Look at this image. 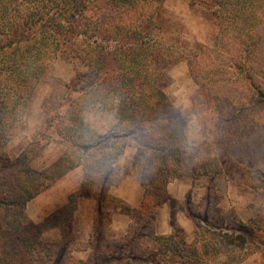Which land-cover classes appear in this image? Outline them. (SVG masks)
I'll return each mask as SVG.
<instances>
[{
	"label": "trees",
	"instance_id": "trees-1",
	"mask_svg": "<svg viewBox=\"0 0 264 264\" xmlns=\"http://www.w3.org/2000/svg\"><path fill=\"white\" fill-rule=\"evenodd\" d=\"M161 2L0 0V264H62L56 248L51 249L40 240L41 225L36 227L35 241L21 239L10 246L15 234L29 223L27 204L69 171L83 166L82 186L93 188L97 184L94 195L104 207L115 199L107 185L117 159L128 146L138 150L144 196L138 209L120 198L115 200L122 205L114 208H122L131 218L129 232L135 234L132 241L150 237L157 248L139 249L138 256L126 255L121 258L126 264H241L256 253L264 256V201L246 223L235 212L225 213L218 207H212L213 213L203 217L190 201L189 215L195 225L191 244L182 231L172 235L154 232L156 209L172 200L167 185L180 178L183 153L188 147L183 116L164 91L161 80L182 58L190 61L191 73L199 80L200 72L194 63L207 53L208 59L199 66L208 70L212 85H202V90L209 93L210 106L220 109L211 110L210 118L222 119L225 109L216 100L222 102L226 92L231 96L233 115L242 111L238 104L245 93L234 87L238 83L250 93V104L243 107L247 109L249 127L262 129L264 0H206L220 20L219 35L213 48L191 55L180 41L169 42L165 38ZM56 58L86 61L88 70L98 80L77 100L84 104V98L89 97L93 103L115 106L117 123L111 135L102 136L71 109L75 101H70L69 114L59 118L62 122L58 130L70 137V150L51 167L37 171L30 168L26 153L13 160L6 146L22 121L37 84ZM234 91L241 95L234 97ZM211 122L210 135L221 133V124ZM216 139L212 137L218 152L222 148L216 145ZM257 170L264 175V170ZM70 237L65 236L69 243ZM128 244L131 246L132 242ZM63 247L67 248L66 244Z\"/></svg>",
	"mask_w": 264,
	"mask_h": 264
},
{
	"label": "rangeland",
	"instance_id": "rangeland-1",
	"mask_svg": "<svg viewBox=\"0 0 264 264\" xmlns=\"http://www.w3.org/2000/svg\"><path fill=\"white\" fill-rule=\"evenodd\" d=\"M161 4L167 41H180L188 55L215 46L220 20L206 0H162ZM206 59L207 53L194 63L200 72L199 82L191 73L190 61L184 58L173 65L161 80L164 91L183 116L188 140V147L183 153L181 176L175 181L191 185L186 188L183 199L165 203L166 213L162 212L163 219L156 222L154 232L172 235L182 231L190 244L195 239V225L188 210L190 201L203 217L213 213L212 207H218L225 213L235 212L245 223L255 216L257 208L264 201V184H259L260 181L264 183V175L257 170H264V127L257 130L249 127L247 109L243 107L250 104V93L241 89L238 83L234 87L245 93L238 104L242 111L233 115L229 103L231 96L226 92L222 102L216 100L225 109L221 114L222 119L216 121L214 116L210 118L211 110L220 109L217 105L210 106L209 93L202 90L204 86L212 85L208 70L199 66ZM97 80L98 77L90 73L83 59H54L44 78L37 84L25 115L6 146L9 157L17 160L26 153L30 168L37 171L46 170L60 161L70 150L71 142L68 141L71 139L58 131L62 122L59 118L69 114L72 100L75 103L71 109L79 112L93 131L102 136L111 135L117 123L116 107L93 103L89 97L84 98V104L81 99L77 100ZM240 93L234 91L232 95L239 97ZM238 114L243 116L238 118ZM211 120L221 124V133L217 131L214 136L210 135L213 129ZM212 137L217 138L214 142L222 150H214L216 146ZM212 150L214 155L210 156ZM123 155L117 159L111 179L117 182L119 179L113 176L121 173L122 177L134 183L138 181L139 174L137 176L135 166L130 163L123 166ZM249 160L252 163H248ZM136 168L140 172L141 183L139 159ZM67 174L27 204L25 214L29 223L24 230L15 234L10 246L21 239L35 241L36 227L41 225L40 240L51 249L56 248L62 264H126V260L121 259L126 255L138 256L139 249L156 250L157 245L150 237L132 241L135 234L129 232L131 223L122 228L124 220L119 214L125 211L114 208L115 205H122L115 200L117 197L114 194L111 195L115 199L101 207L94 195L99 188L97 184L93 188H84L85 174L81 185L78 184L76 172ZM134 186L129 185L133 193ZM134 195L136 197V192ZM163 205L156 210L161 208L162 211ZM56 212L59 214L52 217ZM66 223L72 226L67 228ZM67 234L71 235V243L65 240ZM129 241L132 242L131 246H128ZM125 251L128 254L124 255ZM241 264H264V256L256 253Z\"/></svg>",
	"mask_w": 264,
	"mask_h": 264
},
{
	"label": "crops",
	"instance_id": "crops-1",
	"mask_svg": "<svg viewBox=\"0 0 264 264\" xmlns=\"http://www.w3.org/2000/svg\"><path fill=\"white\" fill-rule=\"evenodd\" d=\"M123 156L124 157L121 160V163L123 164V166H125V164L128 165V163H130V165H132L133 167L135 166L137 176L139 174L138 181L131 183V181L122 177L121 173L117 174V175L114 174L113 178H117L119 180L117 182H113V179H111L109 193L114 194L113 196H115L117 198L125 200L131 207L137 209V208L141 207V203H142L143 196H144V188L141 185L142 183H140V181H139L140 180V172L136 168V164L138 162V150L135 146H128L126 148V151H125ZM182 159H183V157H182ZM80 167H82V166H79V167L72 169L67 174V175H70L73 172H76V174H77L76 177H78V180H79L78 184L79 185H81L83 178H84V174H85L84 168L82 167L83 169H81ZM137 176H136V180H137ZM131 184L135 185L133 189L135 190L134 193L136 192V197H134L135 195H134L132 189H129V185H131ZM190 185H191V183L185 185V184H179L176 181H174V182H171L167 185V191H168L170 197L172 198V200L173 199H183L184 195H186V192H187L186 188ZM137 195H138V197H137ZM163 206L164 207H162V208H164V209H162V211H161V208H160V210H156L155 224H156V222H159V221H161V219H163V213L162 212L166 213L167 209L165 207V204ZM117 211H123V209L118 208ZM119 216L122 217L124 220V224L122 225V228L125 226L127 227L131 223V218L125 212H124V214L120 213ZM155 227H156V225H155Z\"/></svg>",
	"mask_w": 264,
	"mask_h": 264
}]
</instances>
